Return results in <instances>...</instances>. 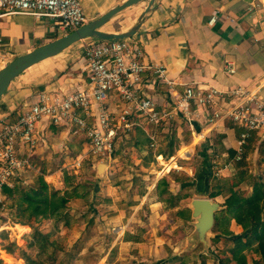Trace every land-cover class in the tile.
<instances>
[{"label":"rangeland","instance_id":"obj_1","mask_svg":"<svg viewBox=\"0 0 264 264\" xmlns=\"http://www.w3.org/2000/svg\"><path fill=\"white\" fill-rule=\"evenodd\" d=\"M96 2L100 6L98 11H103L117 0ZM141 5L142 2L131 6L101 29L107 32L120 30L131 16L138 13ZM262 6L264 8V4ZM83 11L85 13L84 8ZM79 43L71 47L78 50ZM54 60L58 62V59ZM177 106L175 103L159 106L167 113L163 124L142 122L151 131L152 145L139 127L120 135L111 161L95 157L82 135H72L51 124L34 149L31 167L24 171L16 186L26 191L36 185L42 175L49 185L48 193L57 191L54 198L71 195L64 208H60L65 218L29 217V210L25 208L27 204L22 201L18 190L5 194L0 207V232H4L6 238L0 237V264H23V260L18 258L21 249L43 264H202L203 259L204 264H219V259L228 255L231 243L224 237L213 242L217 233L212 228L208 250L205 249L195 238V219L191 217V198L208 196L199 195L190 187L187 197L182 198L177 206L169 207V201L159 200L169 195L159 194L166 184L158 181L165 177L171 193L183 195L186 190L182 182L194 183L195 189H202V179L208 174L210 187H214L216 183L235 180L239 168L216 146L214 134L206 140L198 135L194 140L186 112ZM2 110L0 102V112ZM171 134L180 140L175 154L169 159L156 157L159 148H166ZM80 153L81 160L78 158ZM250 160L249 173L264 178L262 154ZM102 162V170L97 173V166ZM250 183L241 182L236 189L248 195ZM228 192L223 187L222 194L211 200L221 206L215 213L220 217L219 227L237 234L245 226L230 218L227 212L223 213ZM19 206L22 212L17 215ZM33 229L47 233L54 245L44 253L39 252L36 246L30 247ZM6 243L17 246L12 254L1 249ZM253 247L244 250L246 264H253V260L258 258ZM228 264L237 262L232 260Z\"/></svg>","mask_w":264,"mask_h":264},{"label":"crops","instance_id":"obj_2","mask_svg":"<svg viewBox=\"0 0 264 264\" xmlns=\"http://www.w3.org/2000/svg\"><path fill=\"white\" fill-rule=\"evenodd\" d=\"M123 1L125 0H117V3L105 7V10L98 11L100 6L96 0H90V3L81 0L88 22ZM263 4L262 0H155L137 32L131 37L139 42L148 61L158 63L166 70V81L152 84L148 80L145 83V95L153 98L158 107L175 103L181 108L185 104L182 97L187 86L226 90L241 85L254 89L264 82ZM145 5L142 2L138 13L131 16L126 25L115 32L128 30ZM212 15H216V21L211 25L208 19ZM65 33L53 29L50 19L0 11V68L14 57ZM81 44L80 42L78 50L69 46L57 55L32 65L13 79L0 98L3 105L0 119L11 112L15 114L34 100L39 92L62 93L87 88L89 80L83 70L85 61L81 54ZM55 58L58 59L56 63ZM227 63L234 67V73L227 72ZM258 94L264 99V85ZM110 102L114 104L115 99L107 101ZM231 103V97L218 98L215 103L207 106H198L191 101L186 113L193 139L196 140L198 135L200 138L204 136L205 140L212 134L213 137L220 135L219 142H215L222 154L228 156L226 159H234L237 138L242 129L229 119L211 124L208 118L214 111H224ZM139 120L137 119L138 124L133 127L141 128L151 142V131ZM50 125L46 122L38 125V144ZM251 138L247 143L252 147L246 151L245 159L248 166L251 165L250 159L262 154L264 143L262 132L252 133ZM82 139L89 145L84 136ZM230 151L234 153L233 156ZM160 156L162 157L156 155ZM31 161L32 157L30 165Z\"/></svg>","mask_w":264,"mask_h":264},{"label":"built area","instance_id":"obj_3","mask_svg":"<svg viewBox=\"0 0 264 264\" xmlns=\"http://www.w3.org/2000/svg\"><path fill=\"white\" fill-rule=\"evenodd\" d=\"M0 11L24 13L52 21V28L69 32L88 22L81 0H0ZM216 15L208 19L214 24ZM88 86L71 91H42L22 109L0 119V207L5 188H14L24 171L31 167L30 158L40 141L41 122L64 128L72 135H82L95 157L112 160L117 142L129 132L137 119L147 124H160L167 113L143 92L145 83L166 81L165 67L148 61L139 42L132 38L117 40L89 39L81 44ZM227 72L234 67L226 65ZM264 82L248 89L237 85L226 90L187 86L179 105L186 113L192 101L198 106L231 97L224 111H214L208 121L229 119L242 129L237 138L234 160L242 158L252 133L264 137V99L258 94ZM115 99L114 104L107 103ZM13 115V116H12ZM153 143H151L152 145ZM79 160L83 157L80 155ZM264 162V152L262 154Z\"/></svg>","mask_w":264,"mask_h":264},{"label":"trees","instance_id":"obj_4","mask_svg":"<svg viewBox=\"0 0 264 264\" xmlns=\"http://www.w3.org/2000/svg\"><path fill=\"white\" fill-rule=\"evenodd\" d=\"M220 137V135H216L215 141L217 143L219 142ZM177 138L178 137H175L173 134L168 136L166 148H159L155 155H162L166 159H169L171 156H173L180 143L179 138ZM251 139L252 138L250 137L248 141ZM251 147L252 146L250 143H247L245 145L242 158L239 160L233 159L235 161V165L239 168L237 171V178H235V180L225 181L221 184L216 183L214 187H210L211 177L206 174V178L204 177L202 179L203 182H201L202 189H195L194 183H187L186 181L182 182V187L186 190V193L183 195L171 193V191L168 189V184L165 177H162L158 181L166 184V186L159 191V194L161 195L167 193L169 195L168 198L161 197L159 200L169 201V207L177 206L178 202L182 200V198L187 197V189L190 187H193L195 193L204 196L206 195L209 198H214L222 194L223 187H226L229 190L228 194L224 198L223 204L225 205L226 209L223 211V213L227 212L230 218L242 222L245 228L242 232L237 234L226 229L222 230L219 227L220 217L215 216L213 231L217 234L214 236L213 242H217L219 239L224 237L227 238L225 239L226 242L228 241L231 243L227 249L228 255L224 258H220L219 264H228L232 260H235L237 264H246L244 250L252 248L254 244L255 245L253 249L256 253H258V258L253 260V264H264V178L261 176H252L249 173V166L245 159L247 155L246 151L248 148L251 149ZM261 152L262 154L264 152V143ZM229 153L231 156L234 155L232 151ZM173 165H176V163H173ZM241 182H251V192L248 195H243L239 189H236V187H238ZM48 189V183H46V181L43 179V176L40 175L38 177L37 184L27 188L26 191L20 186H16L14 188H5L4 191L6 194H11L16 190L20 192L22 201L27 204L25 208L26 210H29V217L34 215H42L45 217H56L59 220L65 218V213L60 211V208H64V205L67 202L66 200H68V197L71 195H62L54 198L57 196V191L51 189L52 191L49 194ZM21 204L22 202L19 203V205ZM21 212L22 209L19 206L17 215H19ZM17 222L22 224L26 223L22 221ZM222 234L225 236H221ZM0 237L6 238V234L4 232H0ZM32 238L33 241L29 243V246H36L41 253H44L47 249L54 245L53 241L49 240L48 234L41 233L38 229H33ZM16 248L17 246L14 243H6L1 247V249L8 254H12ZM18 258L23 260V264H43L41 260L34 258L31 256V254L22 249L19 251ZM202 264H204V259Z\"/></svg>","mask_w":264,"mask_h":264},{"label":"water","instance_id":"obj_5","mask_svg":"<svg viewBox=\"0 0 264 264\" xmlns=\"http://www.w3.org/2000/svg\"><path fill=\"white\" fill-rule=\"evenodd\" d=\"M139 2H146V5L137 17L136 22L128 30L123 32H107L101 29L104 24L118 13ZM154 3L155 0H125L77 29L69 31L5 62L0 68V98L4 95L13 79L23 71L48 57L57 55L77 42L83 43L89 39L117 40L131 38L137 32L145 15L151 10ZM102 166L103 162L98 164L97 173L102 170ZM191 199V217L195 219L194 235L203 244V247L208 250L209 233L215 223V213L221 206L217 201H213L209 197L200 196Z\"/></svg>","mask_w":264,"mask_h":264}]
</instances>
